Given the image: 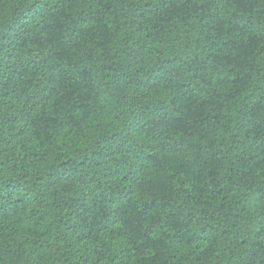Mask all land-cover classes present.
Masks as SVG:
<instances>
[{
	"label": "trees",
	"instance_id": "trees-1",
	"mask_svg": "<svg viewBox=\"0 0 264 264\" xmlns=\"http://www.w3.org/2000/svg\"><path fill=\"white\" fill-rule=\"evenodd\" d=\"M0 264H264V0H0Z\"/></svg>",
	"mask_w": 264,
	"mask_h": 264
},
{
	"label": "snow or ice",
	"instance_id": "snow-or-ice-1",
	"mask_svg": "<svg viewBox=\"0 0 264 264\" xmlns=\"http://www.w3.org/2000/svg\"><path fill=\"white\" fill-rule=\"evenodd\" d=\"M6 211V209H3L2 207H0V213Z\"/></svg>",
	"mask_w": 264,
	"mask_h": 264
}]
</instances>
